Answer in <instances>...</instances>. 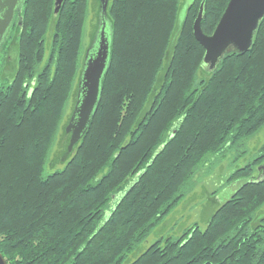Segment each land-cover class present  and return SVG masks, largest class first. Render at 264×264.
I'll return each mask as SVG.
<instances>
[{
  "label": "trees",
  "instance_id": "obj_1",
  "mask_svg": "<svg viewBox=\"0 0 264 264\" xmlns=\"http://www.w3.org/2000/svg\"><path fill=\"white\" fill-rule=\"evenodd\" d=\"M88 1L64 0L54 17V0H25L19 72L0 98L5 262L264 264V180L257 181L264 143L228 177L244 182L210 206L203 229L193 224L142 247L211 158L264 127V19L247 53L228 54L206 73L192 25L203 4L201 30L210 35L229 0H109V66L97 111L62 169L50 172L81 73ZM91 9L101 17L93 0Z\"/></svg>",
  "mask_w": 264,
  "mask_h": 264
},
{
  "label": "water",
  "instance_id": "obj_2",
  "mask_svg": "<svg viewBox=\"0 0 264 264\" xmlns=\"http://www.w3.org/2000/svg\"><path fill=\"white\" fill-rule=\"evenodd\" d=\"M63 1L54 0V17L60 11ZM108 1L99 0L102 17L105 16ZM22 3L23 0H0V42L11 25L15 10L17 8L20 10ZM203 12L204 6L201 4L192 25V33L204 50L201 67L206 73H211L226 55L231 53L243 55L251 49L258 27L264 19V0H229L210 35H205L201 30ZM182 15L183 12L180 13V18ZM104 28H100L94 54L88 60L85 59L82 66L77 86L78 99L64 129L69 139L61 163H65L73 148L86 133L99 105L102 80L109 66L110 55V43L105 37ZM94 40L95 37L91 45L96 44ZM258 171L261 175L257 181L264 180V165L260 166ZM0 264H7L1 254Z\"/></svg>",
  "mask_w": 264,
  "mask_h": 264
},
{
  "label": "rangeland",
  "instance_id": "obj_3",
  "mask_svg": "<svg viewBox=\"0 0 264 264\" xmlns=\"http://www.w3.org/2000/svg\"><path fill=\"white\" fill-rule=\"evenodd\" d=\"M88 12L83 27V41L80 62L85 47L88 44V34L90 27L94 23L93 10L91 9L92 0L88 1ZM46 59L50 54V34L46 37ZM74 100L69 98L62 124L56 136L54 145L49 155L48 171L62 169L64 163L57 161L52 162L54 155L60 150V134L62 127L67 125V119L72 111ZM65 124V125H64ZM264 143V127L261 128L253 137L243 141L240 145L227 149L223 155L211 158L201 170L190 180L187 185L186 195L179 204L171 211L165 221L153 232L142 245L143 248L154 243L159 236L169 235L176 237L184 230L198 224L200 228H204L203 219L209 212L210 200L218 198L222 204L227 201L232 194L243 184L242 180L227 181L228 177L236 170L242 169L246 164L251 162L256 156L261 144ZM260 166L257 167L259 170ZM255 174V173H254ZM131 183L125 188L130 187ZM120 195V194H119ZM121 196V195H120ZM119 196V197H120ZM263 212V213H262ZM105 213H109L106 211ZM264 217V207L261 210ZM165 223V224H164ZM164 224V226H163Z\"/></svg>",
  "mask_w": 264,
  "mask_h": 264
},
{
  "label": "flooded vegetation",
  "instance_id": "obj_4",
  "mask_svg": "<svg viewBox=\"0 0 264 264\" xmlns=\"http://www.w3.org/2000/svg\"><path fill=\"white\" fill-rule=\"evenodd\" d=\"M96 2L99 4V0H93V5ZM24 6H25V0H23L20 10H18V8L15 10V14L11 22V25L9 26V29L7 30L6 35L3 37L2 41L0 42V98L1 99L4 98L8 89H10V87L13 86V83L17 78L19 68H20V39H21L23 29H24L23 22H22L23 21L22 12H23ZM93 16H94L93 17L94 23L90 27V32L88 34V39H89L88 44L85 47L84 52H83V56L81 60V70H82V66H83L85 59L88 60L91 57V55H93L95 52L99 33H100V29L98 28L99 26L100 28L105 27L104 28L105 37L109 39L106 14H105V18L104 16L103 17L101 16L98 18L97 16H95L94 13H93ZM95 28L97 30H95ZM93 37H95L94 41L96 44L91 45L93 43ZM77 78L78 79L76 80L75 87H74L73 94H72V99L75 100L72 106V111L78 99L77 86H78L79 76ZM31 85H33V82H31ZM26 86H28L27 83L25 84V87ZM71 113L67 119V123L70 119ZM58 158L62 160L60 153L54 155V159L52 160V162H55L56 160H58ZM259 175H261V172L259 173ZM215 200L218 201V203H221L219 202L217 198H215ZM262 213L258 215V221L264 218L260 216L262 215Z\"/></svg>",
  "mask_w": 264,
  "mask_h": 264
},
{
  "label": "crops",
  "instance_id": "obj_5",
  "mask_svg": "<svg viewBox=\"0 0 264 264\" xmlns=\"http://www.w3.org/2000/svg\"><path fill=\"white\" fill-rule=\"evenodd\" d=\"M219 202H220V200H219ZM218 205H219V203H218V201L215 200V198H213L212 200H210V206H213L214 208H216V206H218ZM214 208H213V210H214ZM210 212H212V210H209L208 214L203 219L202 223H207L208 222V217L210 216V214H209Z\"/></svg>",
  "mask_w": 264,
  "mask_h": 264
}]
</instances>
